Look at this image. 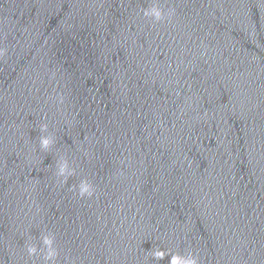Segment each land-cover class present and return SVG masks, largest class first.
I'll return each instance as SVG.
<instances>
[{
    "label": "water",
    "instance_id": "1",
    "mask_svg": "<svg viewBox=\"0 0 264 264\" xmlns=\"http://www.w3.org/2000/svg\"><path fill=\"white\" fill-rule=\"evenodd\" d=\"M264 264V0H219L162 246Z\"/></svg>",
    "mask_w": 264,
    "mask_h": 264
},
{
    "label": "clouds",
    "instance_id": "2",
    "mask_svg": "<svg viewBox=\"0 0 264 264\" xmlns=\"http://www.w3.org/2000/svg\"><path fill=\"white\" fill-rule=\"evenodd\" d=\"M43 130V129H42ZM51 144V139L47 136H41L40 138V146L42 149H47L49 145ZM64 167L61 166L59 169V174L63 175L64 174ZM30 252L33 251L32 249L29 250ZM153 255L158 258V259H163L164 258V253L160 250H157L153 253ZM168 264H196L195 260L192 259H184L179 256H171L169 258Z\"/></svg>",
    "mask_w": 264,
    "mask_h": 264
}]
</instances>
